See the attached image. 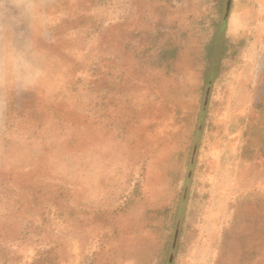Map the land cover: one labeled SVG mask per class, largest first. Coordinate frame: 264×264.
<instances>
[{
	"label": "rangeland",
	"instance_id": "374dc122",
	"mask_svg": "<svg viewBox=\"0 0 264 264\" xmlns=\"http://www.w3.org/2000/svg\"><path fill=\"white\" fill-rule=\"evenodd\" d=\"M222 4L0 0V264H264V0Z\"/></svg>",
	"mask_w": 264,
	"mask_h": 264
},
{
	"label": "trees",
	"instance_id": "16d2710c",
	"mask_svg": "<svg viewBox=\"0 0 264 264\" xmlns=\"http://www.w3.org/2000/svg\"><path fill=\"white\" fill-rule=\"evenodd\" d=\"M223 0H219V7L222 8ZM226 4V5H225ZM225 7H227V1L225 2ZM224 16V13L221 15ZM223 28H224V19H220L215 23L213 33L209 39V41L206 44V58L208 61L212 63V58L216 53V49H218V59L224 56L226 50H227V43L226 40L223 37ZM175 54V51L172 49L169 51L167 54L168 57H173ZM217 74V69L216 72L213 70L206 69L204 72V78L205 82L208 83L209 80Z\"/></svg>",
	"mask_w": 264,
	"mask_h": 264
},
{
	"label": "water",
	"instance_id": "95a60500",
	"mask_svg": "<svg viewBox=\"0 0 264 264\" xmlns=\"http://www.w3.org/2000/svg\"><path fill=\"white\" fill-rule=\"evenodd\" d=\"M229 1H227V4H228Z\"/></svg>",
	"mask_w": 264,
	"mask_h": 264
}]
</instances>
